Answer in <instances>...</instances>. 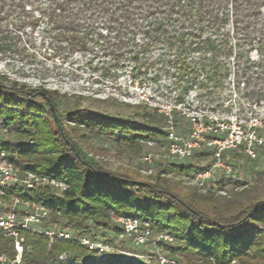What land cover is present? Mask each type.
I'll return each instance as SVG.
<instances>
[{"label": "trees", "instance_id": "obj_1", "mask_svg": "<svg viewBox=\"0 0 264 264\" xmlns=\"http://www.w3.org/2000/svg\"><path fill=\"white\" fill-rule=\"evenodd\" d=\"M39 28L50 59L64 62L78 55L94 71L107 74L128 68L131 84L139 79L138 86L165 73L179 91L177 103L195 90L214 98L232 72L234 90L250 104L261 105L264 112V0H0V55L16 51L17 44ZM253 52L256 61L250 58ZM149 73L152 78H141ZM27 88L18 80H0V124L27 141L14 147L3 142L0 147L18 159L33 157L22 172L57 179L67 188L58 197L48 188L13 186L1 196L5 205L18 196L50 211L47 227L64 220L65 227L88 236L118 234L111 218L134 217L175 239L176 246L157 247L177 264H264V200L235 213H211L159 181L106 169L88 160L69 134L80 130L115 139L131 135L136 142L165 139L166 132L151 126L144 114L141 119L114 118L81 106L86 96L72 101L57 90ZM37 97L41 103L34 101ZM177 114L181 116L180 112L160 114L159 121L176 123ZM64 117L73 123L70 131L64 127ZM15 165L20 167L17 159ZM199 170L190 164H170L165 171L192 177ZM21 235L22 264H99L98 252L76 241L50 242L27 231ZM0 252L9 260L15 257L13 239L1 229ZM105 261L147 264L116 254Z\"/></svg>", "mask_w": 264, "mask_h": 264}, {"label": "rangeland", "instance_id": "obj_2", "mask_svg": "<svg viewBox=\"0 0 264 264\" xmlns=\"http://www.w3.org/2000/svg\"><path fill=\"white\" fill-rule=\"evenodd\" d=\"M15 50L6 55H0V80L7 83L18 80L25 83L28 88L57 90L72 101L76 97L86 96L88 99L82 101L81 106L107 113L114 118H135L137 116L136 119H141L144 114L151 126L159 127L164 132H166L169 122L159 121L160 114L168 116L174 112L181 113V116L178 114L175 116L177 122L173 123L178 133L188 134L192 129H196L206 137L211 135L205 131L209 130L207 126L214 125L225 128L224 126L234 122L240 126L239 130L243 132L251 129L252 122L256 120L261 124L252 128L257 135L264 139L262 106L250 104L242 97V92L238 93L234 90L232 72L226 79L225 87L214 92L212 95L214 98L211 99V95L209 96L206 91L195 90L187 93L182 103H177L176 98L179 91L173 85L171 86L173 78L165 73L160 74L155 82L138 86L139 79L131 84L128 68L126 70L114 69L110 74L111 76L114 73L116 75L110 77V74L102 71L97 72L88 67L87 60L78 55L64 62L58 58L50 59L47 43L43 42L41 38V28L37 29L33 36L18 43ZM250 58L256 61L258 59L256 52L251 53ZM231 62L229 61V63ZM152 76L153 74L149 73L141 78H152ZM34 101L41 103L39 97ZM71 104L73 103L71 102ZM153 108H157V110L152 111ZM63 110H59L61 114L64 112ZM147 112H150V115H146ZM213 116L218 119L211 123L209 117ZM191 118H195L196 121L193 122ZM63 122L64 127L70 131L73 123L67 121L65 117ZM216 134L224 136L225 131ZM69 137L88 160L138 180L151 183L159 181L164 188L208 207L211 213H235L249 204L264 200V156L259 159L248 158L244 153L243 145L226 153L232 159L230 161L233 163L235 173L231 177L219 175L214 189L203 192L195 187L191 176L165 171L169 164L163 163L161 159L150 165L142 161V157L146 153L161 154L165 144L164 136L133 142L131 135H128L127 139H115L90 136L79 130L70 133ZM0 141L8 143L12 147L27 142L19 137L15 129L9 127L6 133L0 134ZM151 142L152 144H150ZM261 154H264V147ZM15 159L19 161L18 169L22 172L33 157L18 159L16 154ZM211 162V151L199 149L184 164L202 169L208 168ZM8 207L0 196V215ZM65 224L64 220L56 223L60 228L65 227ZM103 234L99 233V235ZM106 236L109 235L106 234ZM115 250L114 253L123 259L159 264L154 257L155 249L150 244L135 246L130 241H125L115 246ZM64 259L65 256H62L60 260ZM105 260L106 257L99 256L96 262L108 264ZM62 262L60 261L58 264H66Z\"/></svg>", "mask_w": 264, "mask_h": 264}, {"label": "built area", "instance_id": "obj_3", "mask_svg": "<svg viewBox=\"0 0 264 264\" xmlns=\"http://www.w3.org/2000/svg\"><path fill=\"white\" fill-rule=\"evenodd\" d=\"M212 121H217L215 116L209 117ZM193 122L195 118H191ZM165 144L161 154L146 153L142 157L145 164H152L161 159L166 164H184L191 159L199 149L211 151L212 162L208 168L196 172L191 181L200 191L209 192L216 186L217 177H231L235 173L231 158L226 155L231 150H236L243 145L245 155L250 159H259L264 154L261 151L264 147V139L257 135L252 127L261 124L254 120L251 129L241 132L240 126L231 122L224 126H207L205 130L211 133L209 137L204 136L198 130L192 129L188 134L178 133L172 122L168 121ZM225 129V130H224ZM8 130L0 124V134ZM225 131V135H217ZM0 143H3L0 141ZM152 144V142L150 143ZM232 160V159H231ZM13 186H19L26 190L50 189L56 196L61 197L67 186L62 181L54 178L43 177L31 171L21 172L15 165V156L11 151L0 147V196ZM9 210L0 215V229L4 236L13 239L15 257L9 260L0 252V264H22V252L24 238L21 231L38 233L49 240H71L78 242L88 250H96L100 256L106 257L115 254V246L125 241H130L135 246H145L150 244L154 247V257L159 264H177L176 260L167 253L158 249V244L175 245V239L163 232H156L151 226L134 217H112L111 223L119 230L118 234L103 235H81L78 231L70 227H57V225L47 227L51 213L45 207L22 201L18 196L12 198Z\"/></svg>", "mask_w": 264, "mask_h": 264}, {"label": "water", "instance_id": "obj_4", "mask_svg": "<svg viewBox=\"0 0 264 264\" xmlns=\"http://www.w3.org/2000/svg\"><path fill=\"white\" fill-rule=\"evenodd\" d=\"M41 96H44V94L42 92L39 93ZM50 110L53 112L54 111V108L52 105H50ZM54 118L56 120V124H57V127L59 128V130L61 131L62 130V127H61V123H60V120L58 118V116L56 114H54Z\"/></svg>", "mask_w": 264, "mask_h": 264}]
</instances>
